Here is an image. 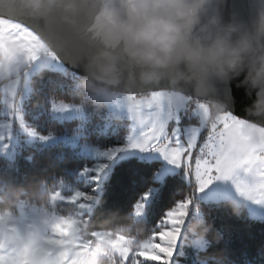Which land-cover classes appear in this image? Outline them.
Returning <instances> with one entry per match:
<instances>
[{
	"label": "rangeland",
	"instance_id": "obj_1",
	"mask_svg": "<svg viewBox=\"0 0 264 264\" xmlns=\"http://www.w3.org/2000/svg\"><path fill=\"white\" fill-rule=\"evenodd\" d=\"M42 69L66 72L53 52L31 29L0 18V153L10 156L13 147L23 144L48 146L61 142L77 148L78 154L93 160L86 169H95L100 164H107V167L98 180L93 178V172L90 180L97 182L98 188L95 186L89 193L74 191L66 197L57 191L50 196L49 207L21 203L15 210H5L0 206V264H134L138 256L162 260L163 257L157 255L159 245L144 247L151 241V236L137 239L136 245L129 246L126 235L89 231V218L83 215L92 211L102 187L101 178L115 164L133 157L160 163L154 176L156 183L163 184L169 176L182 175L186 181L195 183L199 202H231L244 209L251 219L264 221V195H261L264 192V128L245 124L230 113L223 114L216 125H202L194 106L170 110L161 102L162 97L155 95L153 103L156 107H138L134 112L128 108H117L114 111L108 109V112L112 118L128 121L125 146L147 136L146 144L161 146L168 151L171 157L169 164L159 154L135 151L120 153L108 160L102 155L108 149L83 144L78 139L79 133L44 134L26 115L23 105L31 90L32 77ZM136 103L139 105L140 101ZM60 105L53 107V118L65 121L84 116L83 109L61 110ZM121 112L124 113L123 118ZM235 143L245 146L246 158L227 171L217 169L218 157ZM201 176L211 177L203 193L197 192ZM155 190L156 186L150 191L153 193ZM70 191L66 189V192ZM64 201L75 203L80 213L65 217L53 210L55 204ZM144 203L141 199L134 207L136 221L146 217ZM192 206L191 202L188 214ZM176 236L177 248L183 235L178 231Z\"/></svg>",
	"mask_w": 264,
	"mask_h": 264
},
{
	"label": "clouds",
	"instance_id": "obj_2",
	"mask_svg": "<svg viewBox=\"0 0 264 264\" xmlns=\"http://www.w3.org/2000/svg\"><path fill=\"white\" fill-rule=\"evenodd\" d=\"M14 3L26 18L60 13L74 35L76 51L71 55L65 43L40 37L53 53L70 58L78 73L73 87L79 102H62V110L93 105L134 112L156 107L153 97L160 95L170 110L192 105L199 122L213 126L223 114L234 112L231 88L238 82L252 97L238 119L264 128V0L258 9L253 0L254 11L247 18L235 12L226 16L227 0H99L87 25L73 19L76 0ZM234 211L240 214V209ZM183 219L184 224L176 225L181 235L203 247L212 226L201 215L189 213ZM131 228L129 224L119 230L129 246L137 244ZM201 259L224 264L211 254Z\"/></svg>",
	"mask_w": 264,
	"mask_h": 264
},
{
	"label": "trees",
	"instance_id": "obj_3",
	"mask_svg": "<svg viewBox=\"0 0 264 264\" xmlns=\"http://www.w3.org/2000/svg\"><path fill=\"white\" fill-rule=\"evenodd\" d=\"M65 70L62 73L42 69L32 77L31 90L23 105L26 115L44 134L79 133L78 139L83 144L106 149L124 145L129 123L112 118L108 108L89 105L83 108L81 119L60 121L52 117V109L59 103L79 102L73 87L78 76ZM1 105L0 101V108ZM92 162L78 154L77 148L61 142L48 146L23 144L13 147L10 156L0 153V206L5 210H15L21 203L49 207L50 196L57 191L66 197L75 192L89 193L95 186L98 188V183L90 180L93 172L84 174L82 170ZM159 168L158 162L136 157L111 167L100 180L102 187L92 211L83 213L89 218L88 230L120 233L122 226L131 224V232L137 239L150 237L154 225L146 217L136 221L133 211L142 194L156 186L147 215L155 218L175 201L191 195V216L201 215L212 226L203 247L184 234L172 264H205L201 259L205 254L221 257L224 264H264V221L251 219L244 209L231 202H199L195 183L186 181L182 175L169 176L163 184L156 183L154 176ZM67 188L71 191L66 192ZM234 209H240V214L236 215ZM53 210L65 217L80 213L75 203L66 201L55 204Z\"/></svg>",
	"mask_w": 264,
	"mask_h": 264
},
{
	"label": "snow or ice",
	"instance_id": "obj_4",
	"mask_svg": "<svg viewBox=\"0 0 264 264\" xmlns=\"http://www.w3.org/2000/svg\"><path fill=\"white\" fill-rule=\"evenodd\" d=\"M13 104V108H14ZM62 110V108H61ZM41 139H46V137H40ZM147 136L144 139H138L134 143H131L129 146H117L110 148L102 153L108 160L114 159L118 154L124 152H139V153H153L159 154L167 163L171 159L168 151L161 146H151L146 144ZM183 142V141H182ZM247 149L243 144L235 143L231 146L228 152L222 154L216 160V168L221 171L229 170L235 163H238L241 159L246 158ZM107 167V164H100L95 169H84V173L87 174L89 171L95 173L94 179L98 180L100 175L103 174ZM174 168V167H173ZM211 177L205 178L201 176L197 186V192L203 193L205 187L208 185ZM264 195V192L261 193ZM152 193L151 191H145L142 194V200L145 202L144 207L146 210V218L149 223L154 225L155 231L151 234V241L146 244L145 249L154 247L155 245L160 246V250L157 252V255L162 256V260H149L143 256H138L134 264H172V258L176 250L177 236L176 233L181 231L180 228L174 225H182L185 220L183 218L188 215V208L191 205L192 196L186 197L184 200L175 201L170 207L163 210L162 214L157 213L156 217L147 215L148 213V203L151 200ZM264 203V201H262ZM170 236L168 239L162 237Z\"/></svg>",
	"mask_w": 264,
	"mask_h": 264
},
{
	"label": "water",
	"instance_id": "obj_5",
	"mask_svg": "<svg viewBox=\"0 0 264 264\" xmlns=\"http://www.w3.org/2000/svg\"><path fill=\"white\" fill-rule=\"evenodd\" d=\"M98 3L99 0H76L78 11L73 16V19L81 25H87L91 18L95 16ZM252 3L253 0H227V3L223 6V11L226 16L235 12L236 14L247 18L250 13L254 11ZM254 4L255 9H258L259 0H254ZM0 18L26 26L37 34L39 38L41 35H44L65 43L70 55L74 54L76 51L74 35L65 24L60 13H54L46 18H26L16 11L14 0H0ZM42 41L45 43L44 40ZM53 54L67 70L78 76L77 71L71 66L70 58H67L62 54ZM231 96L234 98V112L229 113L237 118L243 117L245 115V108L249 106L252 101V97L246 93V86L234 82L231 88Z\"/></svg>",
	"mask_w": 264,
	"mask_h": 264
}]
</instances>
